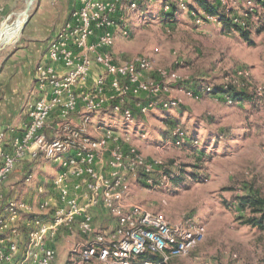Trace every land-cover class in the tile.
<instances>
[{
    "label": "rangeland",
    "instance_id": "1",
    "mask_svg": "<svg viewBox=\"0 0 264 264\" xmlns=\"http://www.w3.org/2000/svg\"><path fill=\"white\" fill-rule=\"evenodd\" d=\"M28 1L0 0V64L29 26L40 0H31L24 17ZM140 1L135 10L113 17L111 52L116 62L146 57L151 69L144 80L163 82L167 90L161 98L180 104L135 114L132 123H117L114 133L121 141L129 136L128 144L144 158L158 160L164 171L178 175L169 180L154 176L153 188L131 177L124 203L161 212L171 224L203 227L201 240L166 264H264V230L243 224L240 217L246 213L235 206L243 188L264 196V7L254 0H218L238 16L248 12L247 25L241 26L249 30V44L229 32L217 15L197 21L205 13L193 0ZM166 4L176 6L172 16L166 15ZM13 32L17 36L9 41ZM161 71L174 73L175 79L161 77ZM229 86L243 89L249 98L232 100L221 92ZM167 120L184 131L181 146L170 142L175 126ZM58 169V161L41 158L30 170L31 178L22 180L24 187L34 189L39 176L50 180ZM94 222L97 230L112 226L107 219L103 223L101 212ZM75 242L76 236L61 231L53 264H95L70 255Z\"/></svg>",
    "mask_w": 264,
    "mask_h": 264
},
{
    "label": "built area",
    "instance_id": "2",
    "mask_svg": "<svg viewBox=\"0 0 264 264\" xmlns=\"http://www.w3.org/2000/svg\"><path fill=\"white\" fill-rule=\"evenodd\" d=\"M137 6L136 0H81L72 20L50 41L48 63L36 67L40 95L29 106L23 128L0 130V264H53L56 251L51 245L61 231L76 236L72 257L103 264H139L134 258L146 251L159 254L165 263L188 253L201 240L200 224H171L161 212L124 203L131 177L139 176L153 188L154 176L169 180L178 175L176 170L165 173L160 161L144 158L128 144L129 136L121 141L114 133L117 123H132L135 114L180 104L161 98L167 90L163 82L144 80L151 69L146 57L116 62L111 52L113 17ZM202 18L210 17L202 14L196 20ZM159 75L175 79L174 73ZM110 114L113 123H93ZM72 115L83 127L68 122ZM57 119L60 123L52 125L56 132L51 134V120ZM87 125L99 136L86 134ZM170 142L184 144L179 126L173 127ZM39 158L59 162L48 187L37 188L41 199L34 206L9 196L4 184L12 172ZM30 178L28 173L26 180ZM97 212L110 228L103 224L105 228L97 230Z\"/></svg>",
    "mask_w": 264,
    "mask_h": 264
},
{
    "label": "crops",
    "instance_id": "3",
    "mask_svg": "<svg viewBox=\"0 0 264 264\" xmlns=\"http://www.w3.org/2000/svg\"><path fill=\"white\" fill-rule=\"evenodd\" d=\"M80 4L81 0L39 1L29 26L26 27L17 44L0 64V130L6 126L14 127L17 130L23 128L28 119L29 106L40 95L35 81L36 67L39 63H48L47 48L50 41L67 22L72 20L73 12ZM112 116V114L100 115L93 120V123L97 121H103L106 124L113 123ZM51 121L53 122L50 133L54 134L56 130L53 126L56 127V122L60 123V119ZM68 122L73 127H83L82 121L76 115L70 116ZM84 127L86 134L92 137L99 136L100 133L93 130L91 125ZM40 159L33 162L25 161L12 172L4 184L9 196L27 201L34 206L37 204L42 197L37 193V188L46 189L54 177L49 180L44 176H39L34 189L24 187L22 180L26 181L27 174L31 173L30 170L37 166ZM17 192L26 195L24 198L16 197L14 195Z\"/></svg>",
    "mask_w": 264,
    "mask_h": 264
},
{
    "label": "trees",
    "instance_id": "4",
    "mask_svg": "<svg viewBox=\"0 0 264 264\" xmlns=\"http://www.w3.org/2000/svg\"><path fill=\"white\" fill-rule=\"evenodd\" d=\"M195 3L199 4L201 8L204 10L205 15L213 16L217 15L219 21L223 24V26L230 32L235 31L237 32L241 38L249 44H252L250 37H249V30L244 29L241 25L242 22H245L247 25V20L250 18L248 12L245 10L242 11V14L239 16L233 9H229L226 11L222 8L221 3L218 0H193ZM137 4L141 3L140 0H136ZM256 5L264 7V0H254ZM169 10L165 11L166 15L172 16L173 13L176 11V6L173 4H169ZM255 12V11H254ZM237 15V16H236ZM233 19H239L240 22H233ZM224 95L230 97L232 100H245L249 98V95L243 89H239L238 91L235 88L229 86L221 89ZM173 126L178 125L175 121L167 120ZM165 173L170 174V171H165ZM142 184H144L143 179L141 177L137 178ZM235 206L237 209L247 215H242L240 218L242 219V223L259 228L264 230V196H261L258 190H251L250 188H243V192L236 196L235 198ZM58 237V236H57ZM56 237V239H57ZM54 249V242L51 245ZM150 261L153 264H166L167 262H162L161 256L157 253L151 252H144L139 254L134 258V262L141 264L143 261ZM93 262V261H91ZM96 262V261H94ZM95 264H103L101 262H96Z\"/></svg>",
    "mask_w": 264,
    "mask_h": 264
},
{
    "label": "bare ground",
    "instance_id": "5",
    "mask_svg": "<svg viewBox=\"0 0 264 264\" xmlns=\"http://www.w3.org/2000/svg\"><path fill=\"white\" fill-rule=\"evenodd\" d=\"M30 3H31V0L28 1L27 7L25 8V10H24L23 13H22L24 17L27 15V11H28L29 4H30ZM17 31H18V30H17ZM17 31H16V32H17ZM16 32H15V33L13 32V34H9V37H8V38H9V39H8L9 41H12L13 39H15V37L17 36V33H16Z\"/></svg>",
    "mask_w": 264,
    "mask_h": 264
},
{
    "label": "water",
    "instance_id": "6",
    "mask_svg": "<svg viewBox=\"0 0 264 264\" xmlns=\"http://www.w3.org/2000/svg\"><path fill=\"white\" fill-rule=\"evenodd\" d=\"M26 22H27V18H26V20H25V22H24V24H23L22 28L24 27V25L26 24Z\"/></svg>",
    "mask_w": 264,
    "mask_h": 264
}]
</instances>
